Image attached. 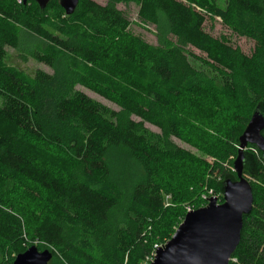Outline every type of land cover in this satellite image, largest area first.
<instances>
[{"label":"trees","instance_id":"16d2710c","mask_svg":"<svg viewBox=\"0 0 264 264\" xmlns=\"http://www.w3.org/2000/svg\"><path fill=\"white\" fill-rule=\"evenodd\" d=\"M59 1L43 9L36 0H0V264H12L33 245L30 237L53 251L50 264H150L171 238L180 206L220 162L235 159L254 110L264 108V0H227L225 8L214 0H80L71 15ZM117 2H136L162 42L133 33ZM207 12L254 39L253 53L206 31ZM26 34L39 39L30 55L52 72L30 74L8 61V47L23 50ZM217 100L233 104L223 132L205 106ZM174 136L214 156L217 167L195 164ZM115 152L136 161L141 178L125 221L111 228L125 196L112 178ZM262 170L247 150L254 207L230 264H264ZM223 180L208 187L221 192Z\"/></svg>","mask_w":264,"mask_h":264},{"label":"water","instance_id":"95a60500","mask_svg":"<svg viewBox=\"0 0 264 264\" xmlns=\"http://www.w3.org/2000/svg\"><path fill=\"white\" fill-rule=\"evenodd\" d=\"M46 8L51 0H36ZM25 3L28 0H24ZM66 14L75 12L80 0H60ZM250 144L264 152V108L258 104L240 136L233 169L221 184L223 202L211 197L205 206L188 211L167 243L156 249L150 264H230L240 245L245 215L254 207L253 186L246 176V151ZM53 251L35 244L19 253L12 264H50Z\"/></svg>","mask_w":264,"mask_h":264},{"label":"rangeland","instance_id":"374dc122","mask_svg":"<svg viewBox=\"0 0 264 264\" xmlns=\"http://www.w3.org/2000/svg\"><path fill=\"white\" fill-rule=\"evenodd\" d=\"M96 1L101 4H106L108 2V0H96ZM205 1L206 3L209 4V1L212 0H205ZM214 1L221 8H225L227 6V0H214ZM116 5L130 19L131 30L133 31V33L137 35H141L144 39H146L148 42L152 44L158 45L162 42V38H163L162 32L160 31L158 26H156L154 23L145 22L144 20L141 19L139 15L140 6L136 2H117ZM204 28L212 35L220 39H224L225 41L229 42L235 47H240L243 50V52L247 54H252L255 49L256 41L254 39L237 34L228 23L224 22L220 17L215 16L213 14H209L208 12L206 13V21L204 24ZM166 36L168 38L176 39L171 34H167ZM38 42L39 39L37 37L26 34L24 36V42L22 48L23 50H17L12 47H8V55H9L8 61L11 64L16 65L20 69L25 70L30 74H33L35 70L38 68L52 72L51 67H49L47 64L43 62L37 61L35 58H33L30 55V49L34 47ZM188 49L193 53L198 54L202 57H207V55L204 52H202L200 49L196 47L190 45L188 46ZM77 88L86 92L93 98H96L101 102L109 105L114 109L117 110L120 109L119 105H117L116 103L110 101L109 99L103 97L102 95L98 94L97 92L89 88H86L81 85H78ZM205 106H209L210 107L209 110L213 111V116L210 121H212L214 125H216L217 128H219L220 132L225 131L229 127L232 120L233 104L226 100L225 101L217 100V101H210ZM135 118L137 120H140L139 117H135ZM145 124L151 130L155 132H161L160 127L150 122H146ZM173 139L178 145L189 150L193 154V161L195 162V164L198 165L203 161L210 166L212 165V167H217L216 165L219 164V162H217L214 156H212L209 153L203 152L197 146L188 143L187 141L181 139L180 137L174 136ZM247 150L252 151L261 159L263 163L262 171L264 173V152L253 144H250ZM233 160L234 158L233 156H231L228 160L220 162L221 165L220 169H215L210 175H208L203 190L195 197V199L193 201L184 203L182 206H180L181 217H176V220H174L173 222L174 224L172 226V229L174 231H172L171 238L185 218L186 214L183 215L184 213L183 209L186 208L187 210V207L189 206L194 209L202 207L203 206L202 195L207 191L208 188H214L215 192L217 194L219 193V191L215 187L212 186L208 187L209 186L208 184H210L211 180L212 181L215 180V182H217L223 180L226 174L235 173L233 169ZM110 165L112 167L113 180L117 182V184L121 187V189L124 191L125 194L123 202L117 208H115L111 213V228H117L120 227L126 219L128 206L132 197L133 187L137 182V180L141 178V172H140L139 164L124 153H119V152L113 153L112 156L110 157ZM246 176L249 178L251 182L257 181V178L254 176L247 174ZM171 238L166 239L163 245H165L167 241L170 240ZM29 240L30 243L39 246L40 249L46 248L45 246L41 245L38 240L34 238L30 237Z\"/></svg>","mask_w":264,"mask_h":264},{"label":"built area","instance_id":"2783aa9c","mask_svg":"<svg viewBox=\"0 0 264 264\" xmlns=\"http://www.w3.org/2000/svg\"><path fill=\"white\" fill-rule=\"evenodd\" d=\"M214 196L218 197V199L221 198V199L219 200V202H221V201L223 200V196H222L221 192H219V193L217 194V193L215 192V189H214V188H208L207 191L202 195L203 206L207 205V204L209 203L210 198H211V197H214ZM192 209H194V208H192V207H190V206L187 207V212L190 211V210H192ZM160 246H163V245H160ZM160 246H157L156 249L159 248ZM155 251H156V250H155ZM154 253H155V252H154ZM153 258H154V254H153L152 260H153Z\"/></svg>","mask_w":264,"mask_h":264}]
</instances>
